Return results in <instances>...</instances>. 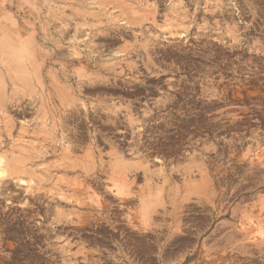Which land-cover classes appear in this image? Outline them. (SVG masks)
I'll return each instance as SVG.
<instances>
[{"label": "rangeland", "instance_id": "obj_1", "mask_svg": "<svg viewBox=\"0 0 264 264\" xmlns=\"http://www.w3.org/2000/svg\"><path fill=\"white\" fill-rule=\"evenodd\" d=\"M0 161V264H264V0H0Z\"/></svg>", "mask_w": 264, "mask_h": 264}, {"label": "bare ground", "instance_id": "obj_2", "mask_svg": "<svg viewBox=\"0 0 264 264\" xmlns=\"http://www.w3.org/2000/svg\"><path fill=\"white\" fill-rule=\"evenodd\" d=\"M92 88V87H91ZM69 152V151H68ZM77 166V165H76ZM5 173H8V171H6V169L4 168H1V161H0V177H3V175ZM8 175V174H7ZM11 176V175H10Z\"/></svg>", "mask_w": 264, "mask_h": 264}]
</instances>
